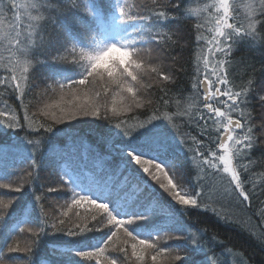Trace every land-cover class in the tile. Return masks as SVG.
I'll use <instances>...</instances> for the list:
<instances>
[{
	"label": "snow or ice",
	"instance_id": "obj_1",
	"mask_svg": "<svg viewBox=\"0 0 264 264\" xmlns=\"http://www.w3.org/2000/svg\"><path fill=\"white\" fill-rule=\"evenodd\" d=\"M191 20L196 21L191 87L187 96L178 93L173 110L164 96L171 92L169 82L175 81L183 57L166 50L189 47L174 25ZM242 42L264 48V0H0V50L8 54H0V126L24 131L38 115L46 117L40 123L42 139L14 147L32 150L33 168L39 145L50 148L69 169L55 183L72 193L66 203L71 211L50 217L47 197L59 189L32 194L29 202L20 199L22 184L0 182V189L9 190L5 196L16 194L0 197V237L7 241L26 233L29 238L24 247L8 245V254L28 257H10L9 264H38L36 249L46 237L56 238L53 254L39 264H161V258L165 264H196L192 257L203 250L204 236L183 223L190 209L211 210L225 222H239L230 209L251 205L257 188L264 195V178L259 184L253 179L254 170L264 168V133L257 135L250 110L254 94L264 109V86L258 88L254 76L235 82L233 50ZM111 49L123 56L108 57ZM37 51L56 52L42 89L36 83L43 64ZM153 88L164 96L154 99ZM5 95L19 101L15 112ZM30 95L48 98L42 112L30 111ZM74 122L89 124L95 147L85 144L88 138L78 129L67 131ZM259 128L264 129V113ZM54 129L65 137L58 144L47 139ZM175 143L183 146L187 168ZM258 147L261 156L254 159ZM101 148L116 152L131 174L121 172L120 164L107 168ZM10 151L0 145V162ZM90 151L97 156L85 171L78 160ZM27 176L25 183L33 179L32 172ZM85 203L89 207L81 215L76 209ZM258 213L264 224V208ZM25 224L30 226L25 229ZM186 228L184 236L172 235ZM177 240L186 243L169 246ZM0 264H5L2 245ZM201 264L216 260L205 253Z\"/></svg>",
	"mask_w": 264,
	"mask_h": 264
},
{
	"label": "trees",
	"instance_id": "obj_2",
	"mask_svg": "<svg viewBox=\"0 0 264 264\" xmlns=\"http://www.w3.org/2000/svg\"><path fill=\"white\" fill-rule=\"evenodd\" d=\"M23 3L24 0H19ZM208 2V0H204ZM194 6V5H190ZM175 15V14H173ZM196 21H183L174 25V30H178L183 35L181 43L188 42L189 47H186L183 52L179 46L167 49V53L170 56H176L178 53L182 55L183 59L181 65H177L176 79L174 82H169V88L171 92L169 96H164V93L160 92L157 88H153V98H159L164 96L165 99L171 100V107L175 110V101L180 99L178 93L181 91L185 96L188 95V89H190V75L193 72V66L191 63V46L195 45V32L192 30V25ZM49 31H52V28L49 27ZM204 35H208L207 32ZM0 54L4 57H7V53H3L0 50ZM36 55L43 62V64L37 68L36 72V83L43 87L41 81L48 75V72L52 70V65L55 63L51 56L56 55L55 51H49L41 53L37 51ZM233 59L237 62V75L235 77V82L239 84L241 78L247 80L250 77H255L256 86L259 88L264 86V48H261L258 44L247 45L245 43H240L233 50ZM167 63V61H166ZM211 66H209L210 68ZM203 66H201V74H203ZM3 64H0V75H3ZM162 87V86H161ZM239 90V89H237ZM3 89H0L2 92ZM4 99L8 101V106L12 108L15 112L16 105L19 104V101L15 99L14 96H4ZM27 101H31L34 105L30 109L31 112H42L44 110V105L49 102L48 98L45 97L43 100L33 99L30 95L27 98ZM26 101V102H27ZM0 107H3V103L0 102ZM250 110L255 116L254 123L257 125V135L264 133V129H260L259 125L262 119V109L256 95L250 97ZM140 112H144L143 109ZM151 114V113H147ZM20 115H23L21 110ZM139 115V113H137ZM46 117L37 116L35 122L31 123L30 128H25L24 131L18 129H7L6 126H0V145L7 146L11 149L9 154L6 156L5 160L0 162V182H15L17 184H22L24 189L22 190V195L20 199L22 201L33 200L32 194H40L41 192H47L48 188H57L59 192L51 193L47 197V202L45 204V212L48 216L52 217L57 215L59 212L64 210H69L66 207V203H70L71 200V190L70 188L55 183V180L58 176H63L64 171L69 170L65 164V161L60 160L55 153L48 147H45L43 143L39 145L36 149V159L38 164L33 168L29 167L32 165V157L28 154L32 150H25L23 147L17 148L14 145L26 146L28 139L37 140L43 138V129H40V123ZM91 119V118H89ZM143 119V116H141ZM130 123H132L130 121ZM64 128V126H60ZM75 129L79 130V135L87 137L85 144H90L95 147V137L89 130V124L87 122L82 124H76L75 122L68 127L67 131L71 132ZM32 132H40L41 135H29ZM193 134H196V131L193 130ZM48 141H55L59 143L60 140H64L65 137L63 134H58L57 130L54 129L52 133L48 134ZM175 153L183 161L184 167H188V159L185 156L183 146L178 143L174 144ZM262 149L258 147L254 153V159L261 156ZM191 154L189 153L188 156ZM97 156L95 151H90L87 157L81 156L78 160L81 168H84L87 171L86 165H89L92 159ZM99 156L105 162L107 168L115 169L117 164H120V156L113 152L109 154L103 148L99 151ZM138 168L139 166H134ZM120 171L124 172L125 175L131 174V169H125L123 164H120ZM155 171V169H153ZM256 175L253 177L257 184L260 183L262 177L260 174L264 173V168L257 167L255 170ZM28 172H32L33 179L28 183L29 178L27 176ZM147 178V174L142 173ZM74 175H77L74 173ZM123 178V177H121ZM79 182V181H78ZM149 183L153 184L149 179ZM194 183V181H193ZM249 188L252 187L251 184L248 185ZM154 190V189H153ZM260 189H256V194L253 196L251 205H248L247 202L243 205L242 212L240 214L233 213L234 219L239 222H225L219 219L211 210L204 211L203 209H190V214L183 217V223L186 226H189L192 232H196L197 229H200L198 236H204L203 241V250L198 251L193 255V259L196 261V264H201L205 253H207L210 259H215L216 264H264V224L260 223V217L258 209L264 208V195H259ZM5 193H9L8 189H0V197L8 199L9 196H5ZM166 195V194H165ZM61 205H65L64 208H61ZM88 205L85 203L83 207L76 209L81 215L85 213L88 209ZM39 209L34 210V217L38 218ZM73 221H75V214L72 216ZM51 223V220L49 221ZM30 225H22L27 229ZM19 231V229H17ZM188 229H185V232H173L172 235L175 236H184L187 234ZM49 235H51V228L48 229ZM57 237H62V234H57ZM214 237V238H213ZM64 240H72L71 237H62ZM55 237H46L42 240V243L37 247V255L34 257L38 264L41 261H46L49 256H52V243L54 242ZM29 242L27 234H21L19 236H13L7 241H4L3 237H0V245H2V252L5 259V264H9L10 257H19L20 260H27L28 257L24 253L20 254H8L7 247L8 245L15 246L17 243L24 247L26 243ZM186 243L184 240H177L170 243V247H175L176 245L183 246ZM57 247L63 248L66 246L58 245ZM161 264H165L164 258H161Z\"/></svg>",
	"mask_w": 264,
	"mask_h": 264
},
{
	"label": "clouds",
	"instance_id": "obj_3",
	"mask_svg": "<svg viewBox=\"0 0 264 264\" xmlns=\"http://www.w3.org/2000/svg\"><path fill=\"white\" fill-rule=\"evenodd\" d=\"M107 56L113 59L121 58L123 56V52L118 49H111Z\"/></svg>",
	"mask_w": 264,
	"mask_h": 264
},
{
	"label": "rangeland",
	"instance_id": "obj_4",
	"mask_svg": "<svg viewBox=\"0 0 264 264\" xmlns=\"http://www.w3.org/2000/svg\"><path fill=\"white\" fill-rule=\"evenodd\" d=\"M242 207H243V206H240V207H238V208H237V207H232V208L230 209V211H231V212H234V213H237V214H240L239 211L242 212V209H243Z\"/></svg>",
	"mask_w": 264,
	"mask_h": 264
}]
</instances>
